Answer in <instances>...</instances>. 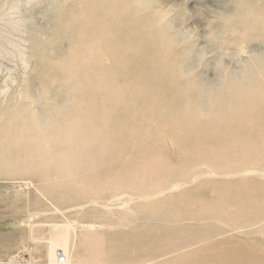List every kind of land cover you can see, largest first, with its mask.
Returning <instances> with one entry per match:
<instances>
[{
  "label": "rangeland",
  "instance_id": "obj_1",
  "mask_svg": "<svg viewBox=\"0 0 264 264\" xmlns=\"http://www.w3.org/2000/svg\"><path fill=\"white\" fill-rule=\"evenodd\" d=\"M156 5L0 0V264H264V32L240 63L235 0Z\"/></svg>",
  "mask_w": 264,
  "mask_h": 264
},
{
  "label": "clouds",
  "instance_id": "obj_2",
  "mask_svg": "<svg viewBox=\"0 0 264 264\" xmlns=\"http://www.w3.org/2000/svg\"><path fill=\"white\" fill-rule=\"evenodd\" d=\"M148 3L150 6H157L156 0H148ZM172 15L173 13L170 11L163 10V23L165 25V29L173 35H176L180 46L187 48L192 45L194 40H196L198 31L196 29L187 28L186 25L188 22L183 23V25L179 28L174 27L169 23ZM262 18H264V0H261L260 3H258L257 0H243V2L242 0H235V11L233 13L227 14L223 11H213L208 16V34L206 36V40L209 45L218 46L220 48H225V46L235 47L237 52L234 58L239 60L241 63L243 60L240 58L247 56V61L243 62L250 63L253 55L256 54H249L247 51V55H242L238 47L227 44L226 41L245 31L249 32L253 37L258 36L261 32H264V25L260 24V20ZM213 25H218V27L214 29ZM209 55L210 52L208 47H201L192 67L185 69V63L183 64L181 70L182 75L185 78L196 77V72L208 59ZM230 55V50L225 48L224 56L227 57ZM221 65L224 67H220ZM224 68L228 67H225L223 59H221L217 64V70L222 73L219 77V82L223 76ZM218 84L210 86L209 88L216 87Z\"/></svg>",
  "mask_w": 264,
  "mask_h": 264
},
{
  "label": "bare ground",
  "instance_id": "obj_3",
  "mask_svg": "<svg viewBox=\"0 0 264 264\" xmlns=\"http://www.w3.org/2000/svg\"><path fill=\"white\" fill-rule=\"evenodd\" d=\"M52 249H51V255H50V261L51 262H57V254H56V249H57V245H52V247H51ZM66 253V252H65ZM66 256H67V253H66Z\"/></svg>",
  "mask_w": 264,
  "mask_h": 264
},
{
  "label": "built area",
  "instance_id": "obj_4",
  "mask_svg": "<svg viewBox=\"0 0 264 264\" xmlns=\"http://www.w3.org/2000/svg\"><path fill=\"white\" fill-rule=\"evenodd\" d=\"M58 264H67V260L66 257L63 253H59L58 254V260H57Z\"/></svg>",
  "mask_w": 264,
  "mask_h": 264
}]
</instances>
